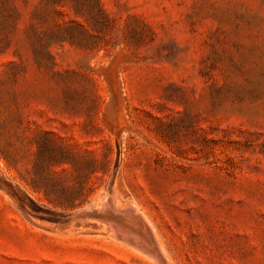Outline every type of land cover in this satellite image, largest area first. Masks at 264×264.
<instances>
[{
	"label": "rangeland",
	"instance_id": "obj_1",
	"mask_svg": "<svg viewBox=\"0 0 264 264\" xmlns=\"http://www.w3.org/2000/svg\"><path fill=\"white\" fill-rule=\"evenodd\" d=\"M106 196L170 264H264V0H0V264H156Z\"/></svg>",
	"mask_w": 264,
	"mask_h": 264
},
{
	"label": "bare ground",
	"instance_id": "obj_2",
	"mask_svg": "<svg viewBox=\"0 0 264 264\" xmlns=\"http://www.w3.org/2000/svg\"><path fill=\"white\" fill-rule=\"evenodd\" d=\"M114 204V198L113 200L107 198L104 200L105 207H98V209L100 210L96 212L87 211L86 209L87 213L85 215H90L89 217L94 216L95 219L97 217L104 222H108V228L117 238L135 248L136 250L140 251L147 257L152 258L156 262V264H170L167 253L160 242L155 227L149 221L146 215L141 211H137V206L133 205L134 203L127 204L125 207L122 206L121 208L114 206ZM84 223H86V221H84ZM101 223L99 225H102ZM96 225L98 226V224ZM96 229L98 230V228ZM104 232L105 231H103V233Z\"/></svg>",
	"mask_w": 264,
	"mask_h": 264
},
{
	"label": "water",
	"instance_id": "obj_3",
	"mask_svg": "<svg viewBox=\"0 0 264 264\" xmlns=\"http://www.w3.org/2000/svg\"><path fill=\"white\" fill-rule=\"evenodd\" d=\"M86 213H87V212L84 211V212H80L79 214H80V215H81V214L84 215V214H86Z\"/></svg>",
	"mask_w": 264,
	"mask_h": 264
}]
</instances>
